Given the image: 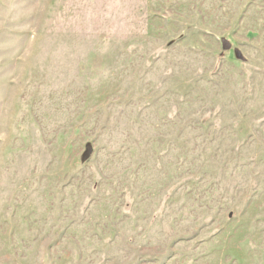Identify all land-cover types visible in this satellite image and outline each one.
<instances>
[{
    "label": "rangeland",
    "instance_id": "obj_1",
    "mask_svg": "<svg viewBox=\"0 0 264 264\" xmlns=\"http://www.w3.org/2000/svg\"><path fill=\"white\" fill-rule=\"evenodd\" d=\"M0 264H264V0H0Z\"/></svg>",
    "mask_w": 264,
    "mask_h": 264
},
{
    "label": "water",
    "instance_id": "obj_2",
    "mask_svg": "<svg viewBox=\"0 0 264 264\" xmlns=\"http://www.w3.org/2000/svg\"><path fill=\"white\" fill-rule=\"evenodd\" d=\"M223 47L227 49L229 45L225 41H223ZM91 154H92V147L91 145L87 144L82 154L81 162H86L90 158Z\"/></svg>",
    "mask_w": 264,
    "mask_h": 264
}]
</instances>
